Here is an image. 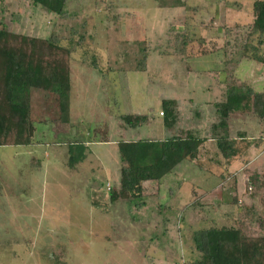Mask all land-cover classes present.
I'll list each match as a JSON object with an SVG mask.
<instances>
[{
    "label": "rangeland",
    "instance_id": "obj_1",
    "mask_svg": "<svg viewBox=\"0 0 264 264\" xmlns=\"http://www.w3.org/2000/svg\"><path fill=\"white\" fill-rule=\"evenodd\" d=\"M253 2L67 0L60 19L26 0H0V27L39 38L57 32L72 51L69 124L56 120V101L33 91V144L0 147V264H187L201 258L192 238L198 230L242 222L250 235H264V123L251 113L229 117V159L213 139L225 128H212L214 104L229 85L223 52L235 47L234 31L226 33L239 25L238 41L246 38ZM175 33L191 40L185 56L174 54ZM142 60L145 71L137 70ZM234 73L264 91L263 65L243 59ZM163 100L177 103L169 130ZM127 114L153 120L128 128L119 118ZM188 132L204 140L194 160L143 183L141 198L110 202V189H119L117 142ZM76 143L85 144L86 158L70 169ZM245 169L259 174L258 188L247 189Z\"/></svg>",
    "mask_w": 264,
    "mask_h": 264
},
{
    "label": "trees",
    "instance_id": "obj_2",
    "mask_svg": "<svg viewBox=\"0 0 264 264\" xmlns=\"http://www.w3.org/2000/svg\"><path fill=\"white\" fill-rule=\"evenodd\" d=\"M26 1L60 19L68 16L65 10L67 0ZM252 15L243 41H238L243 26L235 25L226 33L229 37L234 31L235 47H225L223 52L222 71L228 77L229 85L224 100L214 104L219 121L212 127L215 131L219 128L223 131L225 128L224 134L213 137L224 159H229L235 151L233 140L226 131L227 120L232 114L251 113L264 123V91L256 92L250 85L233 78L240 60L254 61L264 66V54L259 52L264 44V0L253 2ZM171 35L174 54L187 55V45L191 40L178 33ZM180 38L182 41L178 42ZM62 40L53 31L46 38H39L16 34L4 26L0 27V147L33 144L34 124L38 123L32 118L33 91L46 93L56 101V120L62 125L69 124V58L72 51L62 45ZM237 41L241 43L239 47ZM237 51L239 58L236 57ZM91 65L98 69L94 62ZM144 66L142 60L137 70L145 71ZM176 107L174 100L162 101L160 113L168 130L176 124ZM119 118L128 128L142 127L153 120L151 114H127ZM203 141L188 132L165 140L117 142L119 189H110V202L141 198L143 183H158L182 162L194 160ZM86 148L84 143L69 146L67 165L70 169L84 161ZM244 175L248 179L247 189L259 187L258 173L245 169ZM236 198L234 195L233 204H236ZM258 224L264 230V219H258ZM248 231L247 225L240 222L237 226L209 227L194 232V247L201 258L187 264H264V235L254 237Z\"/></svg>",
    "mask_w": 264,
    "mask_h": 264
},
{
    "label": "crops",
    "instance_id": "obj_3",
    "mask_svg": "<svg viewBox=\"0 0 264 264\" xmlns=\"http://www.w3.org/2000/svg\"><path fill=\"white\" fill-rule=\"evenodd\" d=\"M255 1V0H254ZM253 4V3H252Z\"/></svg>",
    "mask_w": 264,
    "mask_h": 264
}]
</instances>
